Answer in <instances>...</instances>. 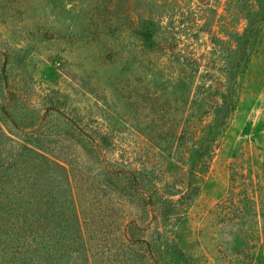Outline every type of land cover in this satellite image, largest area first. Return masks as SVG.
Here are the masks:
<instances>
[{
	"label": "rangeland",
	"instance_id": "rangeland-1",
	"mask_svg": "<svg viewBox=\"0 0 264 264\" xmlns=\"http://www.w3.org/2000/svg\"><path fill=\"white\" fill-rule=\"evenodd\" d=\"M239 5L0 0V160L51 223L68 209L80 224L89 262L58 250V264H264V25L237 108L189 175Z\"/></svg>",
	"mask_w": 264,
	"mask_h": 264
},
{
	"label": "trees",
	"instance_id": "trees-1",
	"mask_svg": "<svg viewBox=\"0 0 264 264\" xmlns=\"http://www.w3.org/2000/svg\"><path fill=\"white\" fill-rule=\"evenodd\" d=\"M244 10L246 26L235 36V45L228 65L226 95L220 105L215 108L211 122L206 125L197 144L187 148L188 161L191 163L189 172L192 178L196 168L204 165L205 160L213 151V146L222 135L231 113L238 104L236 81L241 70L247 67L251 51L258 43L264 25V0H237ZM21 154L37 152L34 148L23 146ZM18 165L14 162L5 163L0 160V264H58V250L66 254L81 253L87 260L88 248L83 242L82 229L79 223L73 222L68 209L57 214L51 223L47 214L41 212L38 200L21 198L20 191L14 190L16 178L12 173ZM13 170V171H12ZM133 184H140V179L132 177ZM197 188L193 191L195 194ZM67 206H65L66 208ZM51 209V208H50ZM42 218H46L45 223ZM152 250V249H151ZM149 250V251H151ZM64 255V253H63ZM134 262L135 259L131 258ZM154 264L159 263L156 255ZM135 264H146L143 260Z\"/></svg>",
	"mask_w": 264,
	"mask_h": 264
}]
</instances>
